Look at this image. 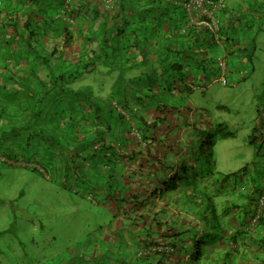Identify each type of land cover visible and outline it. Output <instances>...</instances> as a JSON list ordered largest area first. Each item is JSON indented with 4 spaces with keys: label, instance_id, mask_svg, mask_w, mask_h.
<instances>
[{
    "label": "trees",
    "instance_id": "obj_1",
    "mask_svg": "<svg viewBox=\"0 0 264 264\" xmlns=\"http://www.w3.org/2000/svg\"><path fill=\"white\" fill-rule=\"evenodd\" d=\"M52 1L61 9L66 2ZM93 1L95 7H100L97 0ZM118 1L121 9L115 15L107 14L101 7L99 12L105 18L110 17L107 21L112 22L116 34H122L135 20L121 13L134 10L136 6L125 4V0ZM72 2L74 0L68 2L67 14L72 21L75 17L79 20L85 3L82 0L72 7ZM145 3L146 15L153 23L168 21L173 26L171 35L164 38L159 54L161 60L157 64L143 61L140 66L144 71L133 81H127L128 86L136 83V88L141 89L136 101L143 108L142 116L128 108L126 117L109 101L110 109L127 124L131 113L140 126L129 127L123 137L116 139L106 138L110 127L95 129L93 139L77 147L78 151H86L90 158L98 160L93 176H84L79 159L75 165L74 152H71L76 148L74 145L67 149L62 170L68 178L69 172H74L80 184L89 181L93 190L100 191L97 204L103 200L105 207L117 210L113 217L127 228V235L118 234L122 241L120 244L118 240V246L122 247L130 237L136 243V255L119 252V257L109 260L102 251L103 241L95 246L96 254L91 249L63 254L67 259H74L75 264H107V260L108 264H264L260 258L264 250V187L256 186L253 177L245 181L246 165L234 172L224 173L218 169V144L231 138L232 133L225 123L214 119L205 103L199 105L198 101L211 84L213 73L221 85L234 88L246 84L250 75L257 72L260 78L248 87L254 89L256 112L264 111V58L256 55L257 37L264 30V0H224L217 33L206 18L200 25L182 33L186 18L180 0H145ZM236 3L241 4L240 9L243 4L246 8L237 13L231 9ZM150 9L153 14H147ZM30 16L20 30L24 40L37 44L41 28L37 26L38 21H32L36 16ZM142 20H146L145 17ZM10 21L12 26L21 22L18 15ZM118 23L122 24V30H118ZM62 28V46L46 49L44 59L48 67L54 66L56 61L61 62V79L54 82L60 85L62 93L71 94L73 90L66 86L75 77L70 78L63 68L69 61L76 68L82 65L83 52L79 50L80 44L73 45L74 33L70 26ZM140 28L142 26L137 28L138 33L146 35V29ZM135 33L130 34L133 41L127 40L126 50L131 54L142 53L141 47L146 44L144 36L139 39ZM118 41L117 37L109 45L106 43L107 47L103 44L96 50L97 58L91 57L90 65L95 59L114 58ZM32 47L29 49H35ZM219 58L225 63L223 75L217 65ZM82 71L85 72V67L74 72ZM49 91L51 93V88L41 96L48 97ZM108 100L116 99L110 96L105 101ZM122 107L127 108L126 105ZM111 110L110 115H113ZM132 130L136 135H132ZM48 140L51 145L56 141L52 137ZM250 142H254V137ZM56 143L60 147L58 141ZM99 171H103V177L96 176ZM95 178L109 186L96 190L101 184ZM232 195L236 199L227 198Z\"/></svg>",
    "mask_w": 264,
    "mask_h": 264
},
{
    "label": "crops",
    "instance_id": "obj_2",
    "mask_svg": "<svg viewBox=\"0 0 264 264\" xmlns=\"http://www.w3.org/2000/svg\"><path fill=\"white\" fill-rule=\"evenodd\" d=\"M80 1L82 0H74V2L71 3L72 7H75V4ZM83 2L85 3V7L83 10L84 12L81 14V19L76 20L75 17L74 21L68 22L58 16L61 7H56V2L52 0H32L31 2H27V0H0V128H2L0 129V137L5 139L10 138L9 141H12V136L16 135L14 137L15 142L20 140L22 136L26 138V146L22 154L26 152V156H28L29 153L35 156L32 157V162L25 160L24 164H22L23 167L33 170L39 168L40 172H43L50 181L51 176L45 172L50 170L53 174L55 168L58 167L55 166L58 160H55L56 163H52L50 166L42 162V166V164L38 163V158L36 160L35 157L37 151H39V146H44L45 144L44 138L49 139V136L45 135L46 130L48 128L55 129L57 119L58 121L61 119H66L67 121L70 119L74 121L78 120V127L82 129L92 127L88 132L90 141L93 139L92 136H94V131L101 130L103 127H105L106 130L110 127V131L107 132L106 138L113 139V137H115L114 139H116L120 136L123 137L129 127H134L136 125L140 126V124L135 123V119L132 118L135 116L134 114L131 115L130 113L131 117L127 124L126 120L119 116L115 110L126 115L127 112L125 111L129 108L130 112L142 116L141 110L143 111V108H141V104L136 101V98L140 95L141 89L136 88V83H133L132 86H128L127 81H133V79L138 77L139 73L144 71L140 66L143 61H147L149 64H157L159 60H161L159 54L163 48L164 38L171 35L170 29L171 26H173L168 21L162 24L153 23L154 21L150 20L146 15V7H144L146 5L145 0H125V4L136 6V8H134V10H129V12L125 11L121 13V15L125 17L129 15L133 16L132 19L135 20V23L127 27V29L125 28L124 33L116 34L112 22L107 21L110 17L105 18L102 16V13L99 12L100 7H95L93 0H83ZM119 5L118 1V8L115 9L112 15H115L117 11L120 12L121 7ZM237 6L241 8V4L238 3ZM147 14H153L152 10L150 9V13ZM16 15L20 17L21 22L16 26H12L10 18ZM33 15H35L36 18L32 21H38L37 26L39 29L41 28L37 44L32 43V41L24 40L25 38L20 30L26 18H28V16L32 18ZM142 17H145L146 20H142ZM137 18L140 19L141 22H139ZM63 25L70 26V31L74 33L73 45L80 44L79 50L81 53L83 52L82 65L77 66L78 68L80 67V69L74 67L71 61L67 62L63 68L70 78L72 76L75 77L74 81H72L71 78L66 86L73 90L71 94L62 93L60 85L54 82L55 80L58 81V79H61V62L56 61L53 64L54 66L48 67L46 59H44L47 50L50 51L51 48L55 47L60 49L62 46ZM116 25L118 30H120L122 25L120 23ZM141 26L142 28L140 29H146V35L138 33V29ZM132 31H136L139 39L143 38L142 36L146 39V44L141 47L142 53L131 54L130 50H126V47L129 46L127 45V40L133 41V37L131 38L133 35H130ZM117 37L120 38V41H118L116 45L118 49L117 55H115L114 58L110 56L103 60L95 59L94 64L90 65L92 62L91 57L97 58L98 54L95 53L96 50L100 49L103 44L104 47H107V44L109 45L111 40ZM31 43L35 45H31ZM165 43H167V41ZM113 44L114 43H111V45ZM32 46H34L35 49L30 50L29 47ZM91 53H93V56H91ZM77 54H75L76 57H78ZM131 57L134 58L133 61H128L127 59ZM56 63H58V67L56 66L57 68L55 67ZM84 67L85 72L82 71L79 74L74 72L75 70L81 71ZM95 72H97L96 75L100 77L92 83L94 79L92 75L95 74ZM83 77L88 78L89 83L80 85L74 83ZM105 78H109L111 82H105ZM46 84L47 87H43V85ZM95 86H97L96 90H94ZM50 88L51 93L49 91L48 97L41 96L43 92H47ZM110 96H113L116 100L105 101L106 98ZM109 101L110 103L112 102L111 104L115 108V110L113 109L114 111L110 109ZM105 102H107L108 105H105ZM125 105L127 108L122 107ZM65 108L67 109L66 112L68 110L72 112L76 111L75 118H72L73 115L63 118L61 114L64 113L63 110ZM110 110L113 112V115H110ZM93 123L95 124L92 126ZM76 132L77 130H75L73 134H76ZM26 134L29 135L25 137ZM34 135L36 137H34ZM50 140L52 139L50 138ZM85 144L86 141L84 140H81V142L76 141L74 145L76 148L71 150V152H74V159L76 160L75 165L79 159V161H81L79 167L84 168L83 174L86 178H89L96 172L94 167L98 165V160L90 158L86 151H78L79 149L77 147H83ZM12 155L14 156L6 155L5 157L9 160V166H16L18 165L16 162L18 157L14 153V148L12 149ZM67 156L68 154H66V158ZM0 157L5 159L4 156ZM64 160L65 159H62L58 163L61 169H64ZM42 161L44 160L42 159ZM60 162L62 163L60 164ZM114 170L116 172V169ZM61 175L62 171L57 174V176ZM97 175L103 177L104 173L103 171H99L96 176ZM69 177L75 179H67L73 182L71 189L72 187H77L80 180L77 179L74 172L72 174L70 171ZM95 179L98 182V179ZM98 184L103 186L104 181L98 182ZM98 186L99 185L96 186V190L100 188V186ZM85 188H89V185L85 186ZM255 249L256 248H254L253 251L258 253V250ZM261 255L264 256V250ZM57 264L75 263L74 259L71 257L67 259V257L62 254L61 258L57 259Z\"/></svg>",
    "mask_w": 264,
    "mask_h": 264
},
{
    "label": "rangeland",
    "instance_id": "obj_3",
    "mask_svg": "<svg viewBox=\"0 0 264 264\" xmlns=\"http://www.w3.org/2000/svg\"><path fill=\"white\" fill-rule=\"evenodd\" d=\"M237 4L231 8L235 12L246 8L243 4L240 9ZM257 46L256 55L264 58V30L257 37ZM96 74L97 72L92 75V83L100 77ZM250 76L246 84L227 88L214 78L213 73L211 84L202 95V100L198 101L199 105L205 103L214 119L225 123L232 133L231 138L218 144V169L224 173L234 172L246 165L245 181L248 182L253 177L256 179V186L264 187V111L256 112L254 89L248 87L260 77L257 72ZM106 81L111 82L109 78H105ZM74 83L87 84L89 79L83 77ZM105 105L108 103L105 102ZM66 108L61 114L63 118L71 115L75 118L76 111L66 112ZM78 124V120L57 119L55 129L48 128L45 132L46 136H52L56 141H52L51 145L44 138L45 144L39 146L40 152L37 151L35 157L36 160L38 158V163L44 162L48 166L56 163L55 160L59 163L68 153L67 149L75 145L76 141H89L88 132L92 127L82 129ZM75 130L77 132L73 134ZM15 136H12V141H9L10 138L0 137V156H14V148L18 157L16 166H9V160L5 157V161L0 157V264H57V259L63 253L78 254L91 249L96 254L95 246L102 241L105 243L102 251L109 260L114 261L119 257V252L136 255L137 246L130 237L123 241L125 244L122 247L118 246V240H121L119 235H127V228L118 222V218L113 217L112 214L117 213L114 207H105L103 200L97 204L100 191L93 190L89 181V188H85L87 184L79 183L71 189L73 182L68 181V177L63 174L57 176L64 170L58 163L55 164L58 167L53 174L50 170L45 172L51 176V181L39 168L33 170L23 167L24 161L32 162L35 155L29 153L26 156V152L22 154L26 138L22 136L15 142ZM253 137L254 142L251 143ZM62 186L66 188L63 189ZM107 186L108 183H105L100 188L104 190ZM227 198L236 199L233 195ZM88 257L91 258L90 253ZM260 258L264 263V256L261 255Z\"/></svg>",
    "mask_w": 264,
    "mask_h": 264
},
{
    "label": "built area",
    "instance_id": "obj_4",
    "mask_svg": "<svg viewBox=\"0 0 264 264\" xmlns=\"http://www.w3.org/2000/svg\"><path fill=\"white\" fill-rule=\"evenodd\" d=\"M100 7L107 14H113L118 5V0H97ZM224 0H181L180 7L185 14V24L181 29L184 33L189 27L198 26L201 24L203 19H208L214 33H217L220 26L219 12ZM69 0H66L63 8L59 12L58 16L72 22L69 16H67V6ZM217 37V35L215 34ZM218 42V41H217ZM221 75L225 74V63L219 58L217 60ZM223 80V79H222ZM221 80V81H222ZM132 134L136 135L135 130H132ZM255 218L252 220L254 223Z\"/></svg>",
    "mask_w": 264,
    "mask_h": 264
}]
</instances>
